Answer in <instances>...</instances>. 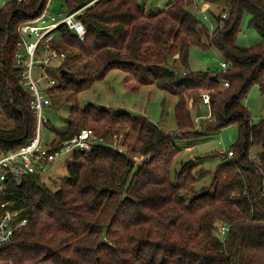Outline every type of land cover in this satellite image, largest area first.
Listing matches in <instances>:
<instances>
[{"label": "trees", "instance_id": "trees-1", "mask_svg": "<svg viewBox=\"0 0 264 264\" xmlns=\"http://www.w3.org/2000/svg\"><path fill=\"white\" fill-rule=\"evenodd\" d=\"M49 1L10 0L0 9V106L9 121L0 122L5 152L37 132L33 94L16 61L17 42L20 27ZM204 3L209 20L200 15ZM64 4L65 12L85 6L78 17L86 32L80 38L61 25L52 43L72 64L61 68L68 73H61L49 93L52 103L71 107L65 128L52 127L49 146L59 148L92 128L107 140L117 134L128 148L96 143L74 150L66 180L56 188L44 172L9 181L11 206L28 221L0 247V264H264V115L254 121L245 101L254 85L264 95V0H171L157 10L139 0ZM245 15L261 36L248 46L236 41ZM192 46L215 48L227 66L189 68ZM113 68L125 72L130 89L156 85L175 95L178 129L167 131L146 115L82 106L79 94ZM203 91L210 94L209 118L196 126L199 107L204 116ZM233 124L239 136L232 154L221 153L208 184L197 188L206 169L192 158L172 173L180 151L174 134L200 137ZM254 145H260L255 158Z\"/></svg>", "mask_w": 264, "mask_h": 264}, {"label": "rangeland", "instance_id": "rangeland-1", "mask_svg": "<svg viewBox=\"0 0 264 264\" xmlns=\"http://www.w3.org/2000/svg\"><path fill=\"white\" fill-rule=\"evenodd\" d=\"M7 1L10 0H0V9ZM139 1L145 3L147 10H157L171 0ZM203 5L208 6L207 3ZM48 7L50 11L55 13L66 10L64 0H50ZM200 15H203V13H200ZM241 26V31L236 40L238 44L248 46L261 39L257 30L252 25H249V15H245ZM213 28L214 27H212V29ZM222 61L223 57L215 48L202 49L197 46H192L190 49L189 68L193 70H203L207 68L221 69ZM70 64H72L71 60L68 59L57 67L54 64L42 67L36 64L34 71L35 74L43 76V82L45 84L48 83L47 77L49 75L54 77L57 82H61V68L70 66ZM125 75V72L119 68L109 70L103 78L95 80L79 94L80 104L84 106L88 103H92L94 105L105 106L111 111L123 110L133 115H146L150 120L158 123L167 131L177 130L178 125L175 117L177 97L160 89L156 85H144L136 90L130 89L126 84ZM76 77L79 78L80 75L77 74ZM245 101L250 108L254 121H259L264 115V95L257 85H254L250 89ZM189 105L192 112L195 113V106H193L192 98L189 101ZM70 107L71 105L69 103L57 105V103L53 102L51 106L44 108L45 116L50 117V122L45 123L42 130V138L46 145H50L54 141L55 134L52 127L56 130L65 128L69 121ZM202 109L204 112L203 117H201L202 115H193L196 126L200 125L201 121L204 122L209 118L208 107L202 105ZM0 122L3 125L9 123V121H4V117L1 114V106ZM238 136L239 128L235 124L226 126L217 133H211L200 137H184L179 134H174L173 139L176 146L180 148V151H178L174 157L172 173L174 174V171L179 169L183 162L192 158L193 162L201 161V165L206 169L205 173L196 181L197 188H200L203 184H208L211 181L213 171L222 161L221 151L231 148ZM119 137L120 136L115 134L110 139H112V141H119ZM121 138L123 139V136H121ZM119 146H121L123 150L128 148L124 144H119ZM188 146L190 148H187ZM259 150L260 145L252 146L251 155L255 158ZM70 154L71 152L60 155L58 159L46 167L44 171L45 179L52 188L58 187L66 180V164ZM135 158L139 160L142 157L137 155Z\"/></svg>", "mask_w": 264, "mask_h": 264}, {"label": "built area", "instance_id": "built-area-1", "mask_svg": "<svg viewBox=\"0 0 264 264\" xmlns=\"http://www.w3.org/2000/svg\"><path fill=\"white\" fill-rule=\"evenodd\" d=\"M84 7L71 12L61 11L58 13L50 11L47 7L32 21L20 27L21 34L17 42L19 51L16 54V61L24 67L22 83L33 94L31 106L37 114V132L27 144L18 149L5 152L0 148V247L11 240L15 232L28 221L27 217H20V209L11 206V200L7 194L9 181L14 180L21 183L27 174L44 172L46 167L60 155L74 150H89L96 143H110L119 151H123V148L119 146V141L107 140L98 136L92 128H83L73 137L63 140L60 147L55 149L46 145L42 138L44 125L50 122V117L44 114V108L52 105L49 89L57 83V80L49 75L48 83L45 84L43 76L35 74L34 67L36 64L41 67L54 64L57 67L63 62L65 53L58 52L52 45L57 29L61 25H66L82 38L85 35L86 27L78 17V13ZM206 8L207 6L203 5L202 12L204 17L209 20ZM221 65L227 66L224 61L221 62ZM227 84L225 82V85ZM202 102L210 108L208 92L202 93ZM221 153L231 155L232 150L225 149ZM220 230L223 234L226 226L222 225Z\"/></svg>", "mask_w": 264, "mask_h": 264}, {"label": "water", "instance_id": "water-1", "mask_svg": "<svg viewBox=\"0 0 264 264\" xmlns=\"http://www.w3.org/2000/svg\"><path fill=\"white\" fill-rule=\"evenodd\" d=\"M61 73L67 74V73H68V70H66V69H61ZM201 114H202L201 107H199L198 115L200 116Z\"/></svg>", "mask_w": 264, "mask_h": 264}, {"label": "crops", "instance_id": "crops-1", "mask_svg": "<svg viewBox=\"0 0 264 264\" xmlns=\"http://www.w3.org/2000/svg\"><path fill=\"white\" fill-rule=\"evenodd\" d=\"M187 148H190L189 146Z\"/></svg>", "mask_w": 264, "mask_h": 264}]
</instances>
